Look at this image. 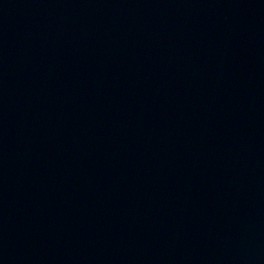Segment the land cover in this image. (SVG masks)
Segmentation results:
<instances>
[{"label":"water","instance_id":"95a60500","mask_svg":"<svg viewBox=\"0 0 264 264\" xmlns=\"http://www.w3.org/2000/svg\"><path fill=\"white\" fill-rule=\"evenodd\" d=\"M0 264H264V0H0Z\"/></svg>","mask_w":264,"mask_h":264}]
</instances>
